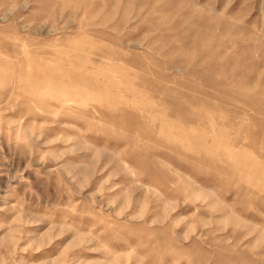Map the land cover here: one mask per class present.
<instances>
[{
  "label": "rangeland",
  "instance_id": "obj_1",
  "mask_svg": "<svg viewBox=\"0 0 264 264\" xmlns=\"http://www.w3.org/2000/svg\"><path fill=\"white\" fill-rule=\"evenodd\" d=\"M0 264H264V0H0Z\"/></svg>",
  "mask_w": 264,
  "mask_h": 264
},
{
  "label": "bare ground",
  "instance_id": "obj_2",
  "mask_svg": "<svg viewBox=\"0 0 264 264\" xmlns=\"http://www.w3.org/2000/svg\"><path fill=\"white\" fill-rule=\"evenodd\" d=\"M74 92V91H73ZM64 93H66V91H64ZM66 95H67V93H66Z\"/></svg>",
  "mask_w": 264,
  "mask_h": 264
}]
</instances>
